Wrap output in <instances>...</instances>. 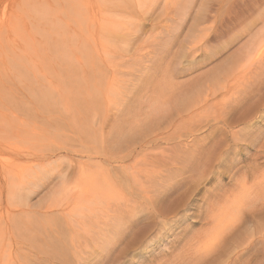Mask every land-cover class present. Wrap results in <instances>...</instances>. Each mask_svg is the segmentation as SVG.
<instances>
[{"label":"rangeland","instance_id":"374dc122","mask_svg":"<svg viewBox=\"0 0 264 264\" xmlns=\"http://www.w3.org/2000/svg\"><path fill=\"white\" fill-rule=\"evenodd\" d=\"M46 1L49 4L48 7H46V5L44 7L40 0H0V19H1L0 22L6 21V20L9 21L8 26L5 28L6 31L5 30L3 31L2 29H0V30H2L0 32V42H1L0 43V117L5 118V114H8V118H10L9 113L14 112L15 114H17L21 117L22 123L18 122L19 126L26 124L29 127L31 126L33 129L38 128L37 130L41 131V133L37 130L32 131L33 129L31 130V127L29 129L28 126L27 127L25 126V128H26L25 131L28 129L29 132L28 131H26V132H28V134L30 133L29 135H31V131H32L34 133V135L32 133V136H34V138L37 136V140L39 137L43 136V138H39L40 139L39 141L35 140L36 143L38 142L40 145H43V144L49 145L50 147L49 146L48 147L49 148L53 147V149L56 148L55 146L57 144H62V143L64 144L65 143L66 145L69 144L68 145L69 147H67V148L74 146V147H76L75 150H77V152H73V153L71 151L70 152L62 151V154L65 155L66 153H68L67 155H68V157H70V158L66 157V158H68L65 160V162L67 161L66 164H68L70 166L73 165L72 169H74V168L75 169H74V171H72L70 166L67 168L66 174L68 177H66L65 178L66 180H63V182L60 181L61 179H57L58 178L57 174H56V173H58L57 170L54 174L52 173V177L50 175L49 180L46 182L47 185L43 184L44 186L41 187L40 189H38V192H36V194L31 198V200H32L31 203L33 205L35 204L36 208L35 207H32L33 209L32 208H30V209L26 208V210H24L23 212H20V211L19 212L18 211H12L10 213L6 212V211L2 212L4 216H2V219L0 220V228L3 227L2 229H5L6 227H9L11 237L17 236L18 233L19 234L22 233L21 234L22 236L18 235L19 238L21 237L20 239L18 238V236H17V240H16V237H13L18 242V246L22 247L20 253H13V256L15 259L17 258L21 261L23 258L28 260V254H29L28 250H29V247H31L32 245L28 247L27 245L24 244L27 241H25L23 239H24V237L27 238L26 236H28L29 234L26 233L28 235L23 237V235H25V232L23 234V232H21V230H18V229H21V228L23 229V227H22L23 225L25 228L26 227L25 224L27 225L28 228H34L35 227L34 229H37L36 226H38L40 224L41 226L39 225V227L40 228L45 227L46 231L48 232L50 229L49 227L53 226L54 224H55V226H58L59 224H61V225L64 224V228H63V226H60V225L59 226L62 227L63 231L65 232V230H66V228H68V226L66 225V223L64 221H61L59 218L55 219V217L57 215L55 217L51 216V219H53L54 221L53 220L50 221L51 219L50 220L48 219L50 216L47 217V221L45 218L44 220L46 221V223H44L45 221L43 220V217L40 216V218H41L40 219L38 216V215H40V213H38L39 210H41V208H43V207H48L49 205H51V203L53 201H55V199L59 200L63 197L64 198L68 197V195L66 196L67 192H68V194H72V191L74 189L77 190V192H76L77 194L81 193V191H78L80 186L79 187L76 186L77 184H79L77 181H80L81 177L83 179L86 176H90L98 168L97 165L101 166L102 169H105V170L109 169L110 171L112 170V168L107 167L108 161L105 162L106 158L102 155V153H100L101 151H97L98 148L100 147L99 146L100 143L97 140L99 138H97V137H99L98 134L101 130L98 131L100 127L99 128L97 127L98 128L97 129L96 126H100L101 122H102V124H107L106 121H108L109 125H110V123L112 121V123L110 125V127H112V130H113V131L111 130V132H112L111 134L114 137V143H112V144L114 145V147H116L119 145V141H120V143H123V141L128 140L129 134L131 132L128 131V132H130V133H128L126 129L130 130L129 128H131V130H132V129H135V126L141 125L142 124L141 119H143L144 116L149 115L147 113L153 112L152 114H150L151 117L147 118V122L148 121H156V118L159 115H161L160 113H162L163 111L168 110V109L171 110L173 108L175 103H174V100L172 99V96H169V95H171L170 94L171 92L175 91V93L176 92L181 93V94L182 93H184V94L188 93L191 95L196 90V88H198L199 85H203L205 80L210 78L213 74L216 75V73H218L220 70L224 71V69L226 68L225 66L228 64L230 66L232 65L233 61H235L237 59L236 57H237V54L239 52V49H241L240 48L241 45H245L246 41L249 39V37H248L249 35L246 34V31H248V29L251 31V29H250V27L252 25L251 23L256 22V20L258 18L257 17L258 16L257 6L260 7L259 11L262 10V12H263V10H264V0H198V1L195 0L194 7L192 5V7H191L192 10L189 11V14L187 15V17L183 21L182 26H180L181 28L179 30H177L176 33L175 32L170 33V31H171L170 28H172V26H169L170 23L168 24L167 20L163 18L165 16V13L164 14L162 13L165 10L164 5L167 3L168 5L166 4V6H169L170 8H172L171 6H173L174 4H177L180 0H174V1L173 0H147L148 2L146 0H144L143 2L146 1L148 4V7L143 6V7H145L144 11H147L146 13L144 11L143 12L140 11L142 9H141V7L139 8L137 6V3H139L138 0L137 1L132 0L134 2L135 1L137 2V3L132 2L136 7V8L134 7V9H136V11L132 10L133 9L132 6H134V5H132V3L130 6L128 5L129 0H126L128 2L126 6H123L126 3L124 0H119V1L113 0V2H112V0H77L76 2L74 0H73L74 2L73 1L70 2L71 0L70 1H68V0L67 1L66 0H46ZM80 1H83V2H81L82 4L80 3ZM120 1L123 4V5L120 4L121 6H119ZM196 1L197 2L200 1V2L196 3ZM114 2H115V4H114ZM117 2H118V5H116ZM123 2H125V3H123ZM47 3H45V1H44V4H47ZM111 3H113L114 5H112ZM155 3H156V5H155ZM163 3H164V5H162ZM200 3L204 7L201 6ZM258 3H259V5H258ZM205 4H206V6H205ZM5 5H7V6H5ZM117 6H118V8H117ZM122 6L125 9L122 8ZM127 6L129 8L132 7L131 9H128L129 10L128 12L126 10L128 8ZM119 9L121 10L122 13L119 11ZM123 9L126 10V13H123L124 12V11H122ZM199 9L201 10V12H199ZM204 9L206 10L205 13H204V11H205ZM2 10H3V12H2ZM209 11H210V13H209ZM1 12H2V14H1ZM262 12H261V15L264 13V12L263 13ZM3 13H4V15H3ZM130 13L132 15L136 14L133 17L136 16L139 19V21H138V19L133 18ZM137 14L139 15V17L137 16ZM140 14H143V16ZM162 14L164 15L163 17H162ZM198 17H208L209 19L211 18L212 20L210 19L211 20L210 22L208 20H207L208 22L205 21L204 23H202V26L200 25L196 30L192 31L193 28L191 27L192 26L191 24ZM128 18H132L131 20L135 21L136 23H142V26H141L142 28H140L141 30L138 31V34H136V33L132 34V35H134L133 37H131L132 35H130L129 38H131V39L128 38L129 41L125 38L121 39V37L117 38L116 36L115 37L112 36V34L114 32L117 33L119 36V34L121 33V29L129 28L128 25L130 24V22H133V21H131ZM263 18H264V16H263ZM103 19H105L104 21H108V20L112 19V20H110L111 22L112 21H115L116 23L120 22L119 24L112 22V23H114L115 28H116V26H117V28L122 27L119 30L120 33H119L118 29H115V28H113V29H115L114 32H110L109 30H111L113 27L111 25V22L110 23L106 22V23H108V25H105V22L103 21ZM120 19H122V20H120ZM242 21H244V22H242ZM101 23H102V26H101ZM103 23H104V26H103ZM241 23H243L244 25L243 24L239 25ZM249 23H250V25H249ZM109 25H111L112 27H110ZM106 26H109L110 28L108 27L109 29H107ZM261 26H263V25H261ZM241 27L243 28L242 29L243 31H241ZM247 27H249V28H247ZM105 28H106V30H105ZM168 28L170 31L167 30ZM257 30L258 29H256V31ZM106 31L110 32V34L107 33ZM116 31H118V32H116ZM130 31H133V30H130ZM256 31H254V32H256ZM4 32L6 34H2ZM240 32H241V34H240ZM242 32H244L245 34ZM115 33L113 35H116ZM124 33H126V32H124ZM127 33H129V32H127ZM171 34H174V35H172V37H171ZM231 35H232V37H231ZM2 36H3V38H1ZM167 36H168V38H167ZM103 38H105V40L107 42ZM115 38H117L118 40L119 39H121V40H119V42H117V41H115L116 40ZM24 40H26V41H24ZM28 40L31 42H28ZM130 40H131V42H130ZM53 41H55L56 43ZM57 41H58V43H57ZM125 41H127V43ZM2 42H3V44H2ZM5 42H7L8 44L6 45ZM121 42H125L126 44L124 43V45H123V43L121 44ZM53 43H55V44H53ZM66 43L68 44L67 46L65 45ZM1 44L3 47H1ZM58 44H59V46H61V44H63L62 47H64V48L59 47ZM73 44L75 45V48H76V46L78 48L75 49L73 47L75 50L73 48L70 49V47ZM116 45H118V46H116ZM125 45H126V47H123ZM32 46H33V48H31ZM68 46H70L69 49L72 50V53H70V50H68V52H67L66 48H68ZM56 48L58 49V51L55 54ZM76 51H78V53H76ZM109 53H111V54H109ZM13 54L16 56L17 64L19 62L17 60L18 59L17 55H19V57H21V60H24V58H25V61H20L21 62L20 67H16L15 65L11 64V63H14L13 61H11V57ZM23 54H25L24 58H23ZM58 54H61V56L59 57ZM108 55L110 58L105 57ZM121 56H123L124 58ZM47 57H49V58H47ZM75 57H76V59L77 58L78 59L76 60ZM79 57H81V59ZM46 58H47V60L49 59L50 61L49 60L47 61ZM61 58H62V61H61ZM64 58L65 59L67 58V61L64 60ZM68 58H69V62H68ZM73 58H74V60H73ZM83 58H85V59H83ZM19 60H20V58H19ZM72 60L75 62V64H74V62L69 64L70 61H72ZM65 61L68 63V65H67V63L63 64V63H65ZM69 66H73L74 68L73 67L69 68ZM40 71L44 72V74L42 73V75H41ZM38 75H40L41 77L43 76V78L45 80L43 78H40ZM200 80H202V81H200ZM40 83H45L46 84L45 89H50L49 91L47 90L49 93L46 94V96L49 97L48 100L51 97H53L54 95H56L58 92L57 95H59V96H56V99H55V97L53 98L58 102L51 100L52 99L51 98L50 100L52 101V104H54L53 102H55V104L53 105V108H51V105H50L51 101H48V105H50V107L46 108L47 111H49V112H50V108H51L52 110H54L53 112H55V114L52 112V110H51L52 114H51V112L50 113L47 112L48 114L45 113L46 112L45 109H44L45 112L43 110L39 109L37 106V104H39V103L36 104L35 100H33L34 99L33 96H36V94L38 95V93H36L37 90H35L33 87H35L37 89L38 88L39 89L44 88L43 86H41L42 84L40 85ZM235 83L231 84L229 86L230 88L228 87V89H226V91H223V89H222L215 96L212 103L215 104L217 102L215 104L217 107V110L220 111L224 107V105H226L228 103L230 104L231 99H235L236 97L240 96V94H241L240 91L242 88H239V87H241V86H239V84H241V83H239V82H238L239 84H235ZM36 84H38V85H36ZM176 84H177V87H175ZM109 85L112 87L111 89L109 88ZM48 87H50V88H48ZM56 87H58V88H56ZM232 87H235V88L238 87V89L236 90L235 88H232ZM108 88L111 90V93H110V90ZM168 88H169V90H167ZM172 88H174V91L171 90ZM260 88H261V90H259L260 94L257 92V95L255 97L253 96V94H251L253 97H247V101L245 103H247L249 100L251 101L254 99L253 101L248 102L249 104L247 103L245 105V107L244 106L238 107L241 110H243L244 108L248 109L249 107H251L252 111L248 112V114L249 113H251V114L249 116L247 115V119H245V123H249V125H247L245 123L240 124V125L236 124L237 128L235 127V128L229 129V130L234 129L233 130L234 132L240 131V134L236 135L235 138L231 134L232 133L231 131H229V132L224 131L225 134L219 133L218 129L213 126L214 122H211L212 123L211 127H208V128L205 127L208 124V121H207L208 119H206L207 123H205L206 121L204 122V120H202V119H204L203 118L204 116L203 117L201 116L202 118L201 117L199 118L201 122L199 121L198 118H196L194 121H192V120H189L188 118L186 119V117L176 118L174 120V122L172 124L173 127H171V129L173 128V132L178 131V133L176 132L175 134H173V136H175V138H173L175 141L174 144L177 146L179 145L178 147H180L181 141H182L181 145H184L186 143L188 144L191 139H194V138L197 139L198 138V140L196 142L199 145L196 142L194 145L197 144L198 151H201L200 153L203 155L200 158V161L197 160L196 157H194L195 158L194 160L188 161V166L190 165V167H189L190 172L188 171L187 174L182 175L180 177L179 176L177 177L179 180L180 179L181 180L184 179V180L181 183H179V185H177L175 187L177 189L173 190L174 192L172 191L170 193V195H168L169 193L167 194L166 192H164V190L162 191V187H163L162 185L166 186V183L163 180H160L159 177H162V175L166 176V174H168L170 172H174V171H171L172 169L177 170L176 168L180 169L181 167H183V166H181V164H178L176 162H175L176 163L175 164V163H173V161L171 162V160H170L172 158L173 160L179 159L178 161H180L181 158L185 157L182 154L183 152H181L180 150H177V151L174 150L173 151L171 148H169V150H170L169 152H171V153L168 152L167 154L162 156L159 153L158 148L157 149L156 148L150 149V147H149V149H147L148 147H145L142 149H138L134 153L135 155L133 154V156H131V158H123L125 160H123L121 158L123 163H124L123 167H125V166L126 167L122 168V170L111 171V173H110L112 178L115 180V183L120 182V180H122V179H125V180L129 179V177H127L128 173H125V172H128L129 170L131 172H133L134 170L132 171V169L129 168L133 164H135V167H136L135 172L137 174H140L139 176H141L142 173L145 175V176L142 175L145 178L140 177V181L142 179L143 183L141 184L139 191H138V188H135V190L137 189V192L135 191L133 194H131V192H133V189L126 190L128 192V194L126 192L125 193L126 198L125 197L121 198V199H124V201H122L123 203L121 202V205H122L121 209L125 208L124 202L128 203V201H129V204H128L129 206L126 207V209H125L127 211H129V209H131L134 204H135L134 205L135 207L143 206L144 209L141 207L142 213L140 212L141 213L140 216L139 215L137 216L140 222L138 221L139 224L137 222L136 225H139L138 227L141 228L142 225H145L144 223H146L147 224L146 226L150 227L151 225L154 226L155 224H156L155 226H157L160 223L159 219H161L159 217L160 214L153 212L152 209H154L156 207H160L162 204H164V205H162V207L165 209V211L163 212V218L165 219V222H169V223L176 222V223H179L180 226L177 225V227L174 228V232H172L173 236L171 237V239H169V241H164L163 244L160 245V247L159 246L158 247L152 246L150 249H148L149 251H153V252H152V254H149L148 256H146L144 258L145 261H143L144 259L143 260H140L138 258L133 259L134 257L133 258L127 257V259H125L126 257H124V254H123V255H121L122 257L117 256V263L118 264H130V263L131 264H133V263L134 264H164V263L165 264H264V130H263L264 129V124H263L264 122L261 121V118L259 117V114L257 112L260 110V112L263 113V111H264V98L263 97L261 98V96H264V95H261V93L264 94V84L260 85ZM129 89H131V90H129ZM230 89H232V90H230ZM87 91H89V92H87ZM231 91H233V92H231ZM261 91H263V92H261ZM67 93H68V95H67ZM84 93H86L85 96H84ZM107 93L109 95L108 97L106 96ZM109 93L111 94L112 99H110ZM124 93H125V95H124ZM130 94H132V95H130ZM222 94H223V96H222ZM61 95H63L61 98H57V97H60ZM123 96H125V97L121 98ZM7 97L8 98L16 97L17 98L16 100L21 101V106L13 105L12 104L13 101H12V103H10L7 100ZM106 97L108 98V100ZM226 97H228L227 100H226ZM256 97H258V98H256ZM164 98L166 100H164L162 102L161 100H163ZM61 99H63V101ZM109 99H110V101L112 100L111 104H108L110 102ZM122 99H123V101H122ZM124 99H126L125 102H124ZM259 99L261 101H259ZM159 100L161 101V103L168 102V104L165 105L166 104L165 103L162 105ZM169 100H170V102H169ZM96 101H99L98 102L99 104H97ZM255 101H257V102H255ZM93 102H96V103H93ZM122 103H123V105H125L124 108L126 110H124V108H122L123 107ZM64 105H65V107H64ZM96 105H98V107ZM108 105H110V108L108 107ZM127 105H129L128 110H127ZM130 105H131V107H130ZM156 105H158V107H156ZM161 105H162V107H161ZM168 105H169V107H168ZM111 106H113V107L117 106L116 109L118 111L116 109H115L116 111H114V108ZM233 106H235V104ZM27 107H29L30 109H32L34 107L31 111H29V113L31 112L30 115H32V117L27 113V111L24 112L25 111L24 109H26ZM56 107H57V109H56ZM62 107H64V108L62 109ZM83 107H84V109H82ZM120 107H121V111H120ZM139 107L140 108L142 107V111L140 110V113H142L143 116L138 118V120L136 122H133L131 120L132 114L137 113L136 115L138 117L140 115L139 110H138ZM252 107H253V109L255 108V110H253ZM35 108L39 109V110L37 109V111L39 113L36 111ZM111 108L113 109V112H111L112 111ZM134 108H135V110L137 109V111L130 113L131 111H133ZM156 108H159L161 111L160 110L157 111ZM108 109H110L111 111H109ZM155 109H156V111H155ZM212 109L209 112L212 113L214 110V109L213 110ZM151 110H153V111H151ZM170 110H168V111H170ZM108 111H109V113H113V114H109ZM64 112H65V114H64ZM214 112H215V110H214ZM67 113H68V115H67ZM120 113L121 114L123 113V114L120 116ZM128 113H130V114H128ZM158 113H159V115H158ZM127 114H128V118L125 116ZM233 114L235 116L234 118H233ZM233 114L231 115V119H232L231 122H236L237 118L240 117V113H237V112L234 113L233 112ZM33 115H35V116H33ZM112 115H115L114 117L117 119L120 118V119H118V120H120L118 122V126H117V128H115V130H117V131H115L113 128V127H115L114 124L116 123L117 119H115ZM162 115H164V114L162 113ZM209 115H210V113H209ZM70 116H72L73 118ZM89 116H90V118H88ZM42 117L45 118V119L43 118L45 123L43 122V120H41ZM109 117L112 118L111 121H110ZM1 118H0V121H1ZM92 118H94L96 120L101 119L102 121L98 122L99 125L96 122L95 127H93V123H92L93 119ZM88 119H91L90 120L91 124H90V122L86 123V121ZM54 120L56 122H54ZM58 121L60 122L59 126L56 125V124H58L57 123ZM61 121L63 122V124ZM69 121L72 124H70ZM79 121H81V122H79ZM241 121L242 120H240V122ZM120 122L122 123V125H120L121 124ZM33 123H34V125H33ZM54 123H56V124H54ZM64 123H66V124H64ZM83 123H86V124H84V126H83ZM201 123L202 124L205 123V125L203 126V125H201ZM211 123H210V125H211ZM49 124H51L50 127H49ZM89 124L92 127H90ZM85 125H88V126H86V128L88 130L90 128L91 129L93 128L94 133H92L93 132L92 130H89V132H91V134L87 133L88 131H87V129H85ZM222 125L223 124H221L220 126H222ZM122 126H123V128H122ZM64 127L65 128L68 127L67 130ZM73 127H76V128H73ZM88 127H90V128H88ZM202 127H205V129ZM262 127H263V129H262ZM49 128H51V129H49ZM62 128H64V130ZM121 128L122 129L125 128V130H126V131L122 130L126 134L125 135L126 140H125V138L119 139V137L115 135V134L119 133L118 131L121 130ZM198 128L200 130L202 128V130L201 131L199 130V132H196V131L194 132V130H198ZM81 129H83V130H81ZM96 129H97V131H96ZM213 129H214V131H213ZM45 130H46V132H45ZM51 130H53V131H51ZM57 130H58V132H57ZM59 130H61L60 133H59ZM171 131L172 130H169L168 132H171ZM190 131H192V132H190ZM212 131H213V133L215 131H217L214 133V135L216 134L215 139L212 138V137H214V135H212L213 134ZM241 131H242V136H241ZM35 133H38V134L36 135ZM48 133H50V134L48 135ZM54 133H56V134H54ZM82 133H84L85 135ZM5 134L6 135L8 134L7 128L4 126H0V142L1 143H9V144L15 143V144H20V145L22 144L23 146H25L26 145L25 141L28 142V140L29 141L31 140V142L32 141L34 142L33 137L32 136L30 137L27 133H26L27 135H25V133H21L20 137L19 136L17 137V136L12 135L10 133L9 136L2 138V136H4ZM22 134H24V136ZM59 134H60V138L58 137L59 138L58 139L57 136ZM169 134H172V132ZM192 134H194V135H192ZM247 134H249L251 137H249V135H247ZM38 135H40V136L38 137ZM52 135H53V138L55 137L54 139L50 138V137H52ZM61 135H63V136H61ZM90 135L92 136V138L90 137ZM44 136H45V138H44ZM82 136H83V138H82ZM85 136L87 137V139H85L86 138ZM93 136L96 137L97 139H94ZM186 136H189V138ZM253 136H255V137H253ZM26 137L27 138L30 137L31 139H26ZM63 137H65V138H63ZM70 137L72 139H70ZM236 137L238 138V140L240 138H242V139H244V141H242V139L237 141ZM79 138H81L83 140H81ZM208 138L211 141H209ZM69 139L71 141L72 140L73 141L68 142V141H70ZM205 139L208 141H205ZM44 140H46L47 143H45ZM93 140H95L94 141L95 144L92 143ZM248 140H249V142L250 141L251 142L250 143L247 142ZM22 141H24V142H22ZM40 141H41V143H40ZM48 141L51 143H49ZM219 141H220V144H219ZM245 141H246V144L244 143ZM42 142H43V144H42ZM211 142H213L214 145H212L213 143L211 144ZM223 142H224V144H223ZM115 143L117 145H115ZM32 144H34V143H31V145ZM174 144L171 147H175ZM210 144H211V146H210ZM203 146H204V148H203ZM151 150H153V151H151ZM161 150L162 149H160V151ZM124 151H126L128 153V149H123L119 152L121 154H119L118 156H124L126 154V152H124ZM154 151H155V153H153ZM192 151H194V148L192 150H189L188 155H187L188 157H189V155L193 154ZM208 151H210L212 154L209 153ZM90 152H93V153H90ZM213 152L215 153V155ZM224 152L227 153L226 154L227 156L224 154ZM161 153H162V151H161ZM153 155L154 156H156V155L160 156L159 158H161V161L160 162L158 161L160 159L157 156L155 159H154V157L152 158L151 156H153ZM209 155H211V157H209ZM88 156H89V158H88ZM147 156L149 158H147ZM193 156H196V153H194ZM206 156L209 157V160H207V162L209 161L212 164H209V162L208 163L206 162V159H208V158L202 159V158H205ZM175 157H177V158H175ZM232 157H233V159H232ZM134 158L136 159L135 160L136 162H140V160L141 159L143 160V158H144L147 162H149V163L152 162L151 164H153V165L148 163V166L151 165L149 167L151 169H149L147 167V164H146L147 162L143 161V164H142V160H141V162H140L141 164H138L136 166V162H134ZM211 158L212 159L214 158L215 160L214 159L212 160ZM221 158H224V160L223 159L221 160ZM235 158H236V161L234 162ZM128 159H130V160L128 161ZM201 159L205 163L202 162ZM68 160H71V161L75 160V161L71 163V161L69 162ZM76 161L82 162L83 164L84 163L85 164L83 165V164H80ZM125 162L126 163L128 162V163L126 164ZM198 162H200L201 164ZM218 162L219 163L222 162L223 166H222V163L219 164ZM227 162H228V164H227ZM251 163H252V165H250ZM144 164H146V165H144ZM157 164H158V168L162 167L164 171H167V172L169 171V172L166 173V172H163V170L157 171L158 168L153 167L155 165L157 166ZM169 164H171L170 165L171 168H169V166H168ZM205 164L207 165V167L205 166ZM139 165L141 168L138 167ZM210 165H212V166H210ZM218 165L222 168L218 167ZM188 166H187V168H188ZM196 166H198V167H196ZM208 166H210V168ZM59 167H57V168H59ZM65 167H67V165L64 166L63 168H65ZM137 167H138V169H137ZM145 167H147V168H145ZM200 167H202V168L206 167L207 170L203 169L206 172L202 173L203 170ZM256 167H257V169H256ZM63 168H61V169H63ZM78 168H80V169H78ZM83 168H85L86 170ZM126 168H128V169H126ZM168 168H169V170H168ZM185 168H186V166H185ZM193 168L195 171L193 170ZM208 168H209V170H208ZM124 169L128 170V171H125ZM146 169H148V170H146ZM155 169H156V171H155ZM79 170H82L83 171L82 173H85V174L82 175L81 171H79ZM137 170H139V173ZM140 170L141 171L145 170L148 172L140 173L141 172ZM149 170H150V172H149ZM152 170H154L155 173L152 172ZM76 171H78V173ZM89 171H90V173H88ZM160 171L163 172V173L162 172L160 173L161 175L158 173ZM185 171H187V169ZM191 172H193V174ZM68 173H70V174H68ZM79 173H81V174H79ZM87 173H88V175H86ZM241 173H242V175H241ZM156 174H158V175H156ZM200 174H204V175H200ZM229 174H230V176H229ZM244 174H246V175H244ZM152 175L153 176L155 175V177L151 178ZM231 175H233V177ZM115 176L117 177V179ZM123 176H124V178H123ZM202 176L204 177V179H202ZM78 177H80V179ZM175 177H176V174H175ZM230 177H232V179ZM198 178H200V179H198ZM216 178H218V179L220 178L222 181L218 182V180H216ZM148 181H150V182H148ZM160 181L161 182L163 181L162 185L160 184ZM64 182H65V185L62 184ZM147 182L150 184V185L148 184V186L152 185V188L150 187L151 189H149V187L147 186V184H146ZM142 185H143V187H142ZM159 185L161 188L159 187ZM242 187H245V188H242ZM55 188L56 189L60 188V189L57 191ZM118 188L121 189V187H118ZM141 189L144 191V193L146 192L145 194L148 193V195H145L144 193H140ZM156 189L157 190L159 189V191L161 190L162 192L160 193ZM247 189H249V190H247ZM60 190H61V192H60ZM122 190H125V187L124 188L122 187ZM64 192H65V194H63ZM74 192H73V194H74ZM154 192L156 193V196H155V194H152ZM135 194H137V195H135ZM157 194L159 196H157ZM164 194L167 196H165ZM240 195H241V197H240ZM149 196H151L153 198V200H152V198L149 199ZM160 196H162V197H160ZM169 196H171V197H169ZM154 197L155 198L159 197V200L161 202L165 201V203L159 204L158 202H160V201L155 199ZM139 198H141V199H139ZM232 198H233L234 204H239V203L242 204L239 208L237 207L240 210L239 213L242 212L240 214V217H239V215L237 216V217H239V219L235 218L236 215L239 213H236V211H237L236 205H233V204L231 205V203H233V202H231ZM165 199L168 200V202ZM235 199L237 201H235ZM154 200H156V201L153 202V204L151 205L150 202L154 201ZM213 200H216V201H213ZM137 202H140V203H137ZM237 202H239V203H237ZM229 203H230V205H229ZM171 204H172V208L168 211V209L171 207ZM243 204H244V210H243ZM223 206H225L226 210L228 208H229V210H234V209H231L232 206H234L236 211L234 210V211H232V213H236V214L230 213V215L234 216L233 221H231V219L233 217H230L229 214L227 213L229 211L222 209V208H224ZM148 209H149V211H148ZM217 209H219L218 210L219 213L221 212L223 214V216L227 213V218H228V216L230 217V219L228 218V220L226 217L223 218V219H226V221L223 219H222V221L219 220L221 223L218 222V225L221 224L223 226H227L228 223L230 224V222H231L232 225H234L233 227H235V228H231L230 226H227V227H229L228 228L229 230L231 229L229 231V230L225 229V227H224V229L221 228V225L216 226L215 225L216 223L213 224V219L216 216V214H218ZM207 210L210 213L213 212L211 214L209 213L211 216L215 213L213 215L214 216L213 219L209 215H207L208 218L206 217ZM225 211H226V213H225ZM149 212H150V214H148ZM151 212H153L152 215H151ZM145 213H146V215H145ZM221 213L219 215H217L216 217L221 218V217H219L222 215ZM11 214H12V216H11ZM153 214H154V216H153ZM35 215H36V217H35ZM57 217H59V216H57ZM139 217H142V219ZM157 217H159V219ZM30 218L32 219V221L35 218L34 222H33V224L35 223L34 224L35 226L30 223V222H32L30 220ZM36 218H37V220H36ZM207 219L209 220V222L207 221ZM35 220L36 221L40 220V221H38L39 223L37 222L38 225H36ZM224 221L227 223H224ZM58 222H59V224L57 225ZM150 222H152L153 224ZM17 223H18V225L20 223L19 226L21 228H18V226H17V228H15ZM127 223H128V221H127ZM148 223H150V225H148ZM13 224H14V228H13ZM28 224H30V225H28ZM44 224H45V226H44ZM210 224H211V226H210ZM235 224H236V226H235ZM140 225H141V227H140ZM146 226H143V227H146ZM11 227L13 228V230L11 229ZM60 227H58V228H60ZM143 227H142V229H143ZM214 227L217 228L219 231H216L217 229H214ZM219 227L221 228V230H223V232H220ZM62 228H60L61 231H62ZM139 228H137V226H136L135 229L138 230ZM211 228L213 231L211 230ZM152 229H154V228L152 227ZM152 229H148V230H152ZM11 230H12V232H11ZM16 230H18V231H16ZM13 231L17 232L16 235L13 233ZM163 232H161V234H163ZM210 232H211V234H210ZM217 232L219 235L222 234V236L220 235L221 240H219L220 238H218V236H219L218 235V236H215V238L216 237L218 238V241H216V243L214 241V239H215L214 237H213L214 239L211 238L209 241V238L212 237V235L217 233ZM205 233H207V234L205 235ZM224 233H226V234L224 235ZM41 234L37 233V235L40 239L45 234V232H42ZM130 235H132V234H130ZM29 236H31V235H29ZM129 236H127V238ZM22 237H23V239H22ZM28 238L30 239V237H28ZM29 239H26V240H28L27 243L30 242ZM174 239H176V240H174ZM211 240L214 241L215 244H217L216 246L218 248L214 246L215 245L214 243H213L214 245L212 244ZM208 241L211 244H209ZM38 243H40V241H38ZM218 243H220V244H218ZM32 244L35 245L36 243H32ZM90 245H92V244H90ZM90 245H89V247H90ZM210 245L211 246L213 245L212 247L213 248L215 247V248L214 249L211 248ZM85 247H86V245H84V248ZM210 248H211V250H210ZM204 250L209 251V252H206ZM206 253H207V255H206ZM129 259L131 260V262L129 261ZM113 260H115V262H116V258H114ZM113 260L111 262H114ZM118 260H120L121 263H120V261L118 262ZM106 264H114V263L108 262Z\"/></svg>","mask_w":264,"mask_h":264},{"label":"bare ground","instance_id":"6f19581e","mask_svg":"<svg viewBox=\"0 0 264 264\" xmlns=\"http://www.w3.org/2000/svg\"><path fill=\"white\" fill-rule=\"evenodd\" d=\"M41 1V3L43 4V6L45 7V5H46V7H48V3H47V1L46 0H44L45 1V3H47V4H44V1L43 0H40ZM67 1V0H66ZM68 1H70V0H68ZM73 0H71L70 2H72ZM75 2L77 1V0H74ZM73 1V2H74ZM115 1V0H114ZM117 1H119V0H117ZM125 2H123V3H125L124 5L122 4V2L120 1L119 2V6H121V5H123V6H126L127 5V3L129 2V6L131 5V3L133 2V3H135L134 1H132V0H129L128 2L126 1V0H124ZM144 0H138V2L139 3H137V6L140 8L141 7V9L142 10H140L141 12H143L144 11V8L145 7H148V4H147V2L145 1V2H143ZM174 1V0H173ZM198 1V0H197ZM196 1V3H199V2H197ZM81 2H83V1H80V3ZM112 2H113V0H112ZM132 3V5H134ZM145 3V4H144ZM153 3V2H152ZM194 3H195V0H180L177 4H174L173 6H171L172 8H170L169 6H166V4L164 5V3L162 4V5H164V11L162 12L163 14L165 13V16L162 14V17L164 18V19H166L167 20V22H168V24L170 23V25L169 26H172V28H170L171 29V31L169 30V28L167 29V30H169L170 31V33H176V31L177 30H179L181 27L180 26H182V23H183V21L185 20V18L187 17V15L189 14V11L190 10H192L191 9V7H192V5H193V7H194ZM202 3V2H201ZM200 3V5L201 6H203L202 4ZM82 4V3H81ZM112 5H114L115 4V2H114V4L113 3H111ZM121 4V5H120ZM116 5H118V2H117V4ZM155 5H156V3H155ZM168 5V4H167ZM199 5V6H200ZM257 5V4H256ZM258 5H259V3H258ZM5 6H7V5H5ZM122 6V8H124ZM143 6H145V7H143ZM166 6V7H165ZM200 6V7H201ZM205 6H206V4H205ZM128 7V6H127ZM133 7V9L132 10H135L136 11V9H134V7H135V5L134 6H132ZM131 7V8H132ZM150 7V6H149ZM204 7V6H203ZM263 7V6H262ZM4 8V7H3ZM2 8V9H3ZM117 8H118V6H117ZM131 8H127L126 10H127V12L129 11L128 9H131ZM136 8V7H135ZM151 8V7H150ZM208 8V7H207ZM125 9V8H124ZM122 10V11H124L123 13H126V10ZM259 9H260V7L259 6H257V10H258V12H257V14H258V18H257V20H256V22H252L251 24V27H250V29H251V31L248 29V31H246V34L247 35H249L248 37H249V39L246 41V43H245V45H241V49H239V52H238V54H237V59L235 60V61H233V63H232V65L230 66L229 64L228 65H226L225 67V69H224V71L222 70H220L218 73H216V75L215 74H213L210 78H208L207 80H205V82L203 83V85H199L198 86V88H196V90L190 95V94H188V93H186V94H184V93H175V91H174V88H172L171 90L172 91H174V92H171L170 94L171 95H169V96H172V99L174 100V103L176 104H174V106H173V108L170 110V109H168V110H170V111H168V110H165V111H163L162 113L164 114V115H162V113H160L161 115H159V113H158V117L156 118V121H148L147 122V118H149V117H151L150 116V114H152L151 112L150 113H147V114H149V115H146V116H144V118L143 119H141V121H142V124L141 125H139V126H135V129H132L131 130V128H129L130 130H128V129H126L127 130V132L128 131H130V132H128V133H130L129 134V137H128V140H126V137H125V133H124V131H122V130H125V128L124 129H122L123 128V126H122V128H121V130H119L117 133L119 134H115L116 136H118L119 137V139L121 138H125V140L126 141H123V143H120V141H119V145L118 146H116V147H114V145L112 144V143H114V137H113V135L111 134L112 132H111V130H112V127H110V125H111V123H112V118H110V121H111V123H110V125H109V122L108 121H106V123L107 124H102V122H101V124H100V126H96V128L98 127H100L99 128V130L98 131H100L99 132V134H98V136L99 137H97V138H99V139H97L96 137H94L93 136V138L94 139H97L98 141H99V143H100V147L98 148V150L97 151H101L100 153H102V155L106 158V160H105V162L106 161H108V166L107 167H110V168H112V170L111 171H116V170H122V168H125V167H123V161H122V159L123 158H131V156H133V154L138 150V149H142V148H145V147H148L147 149H149V147H150V149H154V148H158V151H159V153L163 156V155H165V154H167L170 150H169V148H171L173 151L175 150V151H177V150H180L181 152H183L182 154L185 156L184 158H181L180 159V161H178V160H173L172 158L170 159L171 160V162L173 161V163H178V164H181V166H183V167H181L180 169L179 168H176L177 170H174V169H172L171 171H174V172H170V173H168L167 171H164L163 170V168L161 167H159L158 168V164H157V166L155 165V166H153V167H157L158 168V170L157 171H159V170H163V172H166V173H168V174H166V176H163L162 175V177H159L160 178V180H163L165 183H166V186H164V185H162V182L160 181V184L163 186L162 187V191L164 190V192H166L168 195H170V193L173 191V190H175V189H177V188H175L177 185H179V183H181L183 180H179L177 177L179 176H182V175H185V174H187L188 173V171L190 172V169H189V167H190V165L188 166V161H191V160H194L195 158L194 157H196L197 158V160H199L200 161V158L202 157V155L203 154H201L200 152L201 151H198V146H197V140H198V138L197 139H191L190 141H189V143L187 144H184V145H181V142H180V147H178L177 145H175L174 143H175V141H174V139L173 138H175V136H173V134H175L176 132L178 133V131H175V132H173V128L171 129V127H173V122H174V120L176 119V118H184V117H186V119L188 118L189 120H192V121H194L196 118H200L201 116L204 118V119H202V120H204V122L206 121V119H208L207 121H208V124L205 126V127H211L212 126V123L211 122H214L213 123V126L214 127H216L217 129H218V132L219 133H223V134H225V132L224 131H226V132H229V131H231L232 133V135H233V137L235 138V136L236 135H238V134H240V131H237V132H234L233 130L234 129H232V130H229V129H231V128H237V126H236V124L237 125H240V124H243V123H245V119H247V115L249 116L251 113H249L248 114V112L249 111H252L251 110V107H249L248 109H243V110H241L240 108H238V107H245V105L248 103V102H251V101H253V100H249L247 103H245L246 101H247V97H255L256 95H257V92L260 94V91L259 90H261V88H260V85H262V84H264V18H263V16H264V10H263V12H262V10L261 11H259ZM6 10V9H5ZM148 10V9H147ZM205 10V9H204ZM209 10V9H208ZM207 10V11H208ZM119 11L121 12V10L119 9ZM2 12H3V10H2ZM2 12H1V14H2ZM145 13L147 12V11H144ZM199 12H201V10L199 9ZM203 12V11H202ZM206 12V10L204 11V13ZM212 12V11H211ZM261 12L263 13L262 15H261ZM122 13V12H121ZM132 13V12H131ZM130 13V14H131ZM209 13H210V11H209ZM6 14V13H5ZM117 14V13H116ZM133 14V13H132ZM131 14V16L133 17L134 15H136V14H134V15H132ZM139 14V13H138ZM137 14V16L139 17V15ZM214 14V13H213ZM216 14V13H215ZM256 14V15H257ZM3 15H4V13H3ZM118 15V14H117ZM140 15H142L143 16V14H140ZM191 16V15H190ZM133 18H136V19H138L136 16L135 17H133ZM162 18V19H163ZM215 18V17H214ZM255 18V19H256ZM4 19V18H3ZM128 19H132V18H128ZM127 19V20H128ZM141 19V18H140ZM211 19V18H210ZM208 17H198V18H196L195 20H194V22L191 24L192 26V31H194V30H196L200 25L202 26V23H204L205 21L206 22H210L211 20H210ZM105 19H103V21H104ZM108 20V19H107ZM110 20H112V19H110ZM110 20H108V21H104L105 22V25H108V23H110L111 21ZM120 20H122V19H120ZM208 20V21H207ZM0 21H1V19H0ZM131 21H133V20H131ZM138 21H139V19H138ZM246 21V20H245ZM106 22H108V23H106ZM112 22H115V21H112ZM111 22V25L113 26H111V25H109L110 27H112V29L111 30H109L110 32H114L115 31V29H118V31L120 30V28H122V27H120V28H117V26H116V28H115V25H114V23H112ZM165 22V21H164ZM242 22H244V21H242ZM116 23V22H115ZM120 22H118V23H116V24H119ZM128 23V22H127ZM213 23V22H212ZM8 24H9V21H2V22H0V29H2L3 31L5 30V28L8 26ZM11 24V23H10ZM129 24V23H128ZM127 24V25H128ZM164 24V23H163ZM243 23H241V24H239V25H242ZM125 25V24H124ZM244 25V24H243ZM249 25H250V23H249ZM261 25H263V26H261ZM11 26V25H10ZM9 26V27H10ZM101 26H102V23H101ZM103 26H104V23H103ZM109 26H106V28L107 29H109L110 27ZM129 26V28H123V29H121V33H120V31H119V36H118V34L117 33H115L116 35H113L112 34V36H116L117 38H119V37H121V39L122 38H125V39H127L128 40V38L130 37V35H132V34H138V31H140L141 29L140 28H142L141 26H142V23H136L135 21H133V22H130V24L128 25ZM131 26V27H130ZM213 26V25H212ZM246 26V25H245ZM109 27V28H108ZM163 27V26H162ZM11 28V27H10ZM106 28H105V30H106ZM113 28H115V29H113ZM205 28V27H204ZM246 28V27H245ZM244 28V29H245ZM247 28H249V27H247ZM8 29V28H7ZM133 30V31H130V30ZM191 29V28H190ZM243 28L241 27V31H243L242 30ZM256 29H258L257 31H256ZM2 30H0V32L2 31ZM113 30V31H112ZM125 30V31H124ZM165 30V29H164ZM204 30V29H203ZM246 30V29H245ZM6 31V30H5ZM118 31H116V32H118ZM240 31V30H239ZM254 31H256V32H254ZM107 33H109L110 34V32H108V31H106ZM124 32H126V33H124ZM127 32H129V33H127ZM248 32V33H247ZM192 33V32H191ZM239 33V32H238ZM242 33H244V32H242ZM2 34H6L5 32L4 33H2ZM240 34H241V32H240ZM245 34V33H244ZM172 35H174V34H171V37H172ZM134 35H132L131 37H133ZM169 36V35H168ZM168 36H167V38H168ZM111 37V36H110ZM170 37V36H169ZM174 37V36H173ZM231 37H232V35H231ZM1 38H3V36L1 37ZM117 38H115L116 40L115 41H117V42H119V40H121V39H117ZM104 40H105V38H103ZM129 39H131V38H129ZM53 40V39H52ZM102 40V39H101ZM112 40V39H111ZM5 41V40H4ZM24 41H26V40H24ZM106 41V40H105ZM113 41V40H112ZM124 41V40H123ZM129 41V40H128ZM229 41V40H228ZM9 42V41H8ZM28 42H31V41H29L28 40ZM53 42H55V41H53ZM107 42V41H106ZM126 43H127V41H125ZM125 42H121V44L123 43V45H124V43ZM130 42H131V40H130ZM1 43V42H0ZM6 43V45L8 44L7 42H5ZM10 43V42H9ZM26 43V42H25ZM56 43V42H55ZM55 43H53V44H55ZM57 43H58V41H57ZM112 43V42H111ZM116 43V42H115ZM125 43V44H126ZM129 43V42H128ZM225 43V42H224ZM2 44H3V42H2ZM2 44H1V47H3L2 46ZM13 44V43H12ZM31 44V43H30ZM29 45V44H28ZM33 45V44H32ZM62 45L63 44H61V46H59V44H58V46L59 47H62ZM66 46L68 45L67 43L65 44ZM111 45V44H110ZM120 45V44H119ZM116 46H118V45H116ZM30 47V46H29ZM69 47L70 46H68V48H66V50H67V52H68V50H70L71 48H75V45L73 44L71 47H70V49H69ZM123 47H126V45L125 46H123ZM122 47V48H123ZM128 47V46H127ZM31 48H33V46L31 47ZM62 48H64V47H62ZM73 48V49H74ZM76 48H78L77 46H76ZM75 48V49H76ZM129 48V47H128ZM74 49V50H75ZM125 49V48H124ZM65 50V51H66ZM107 50V49H106ZM121 50V49H120ZM126 50V49H125ZM58 51V49L56 48V50H55V54H56V52ZM61 51V50H60ZM26 53V52H25ZM70 53H72V50H70ZM76 53H78V51H76ZM109 54H111V53H109ZM24 55L25 54H23V58H24ZM59 55V57L61 56V54H58ZM77 55V54H76ZM15 55L13 54L12 55V57H11V61H13L14 63H11L12 65H15L16 67H20V65H21V62L20 61H25V58H24V60H21V57H19V55H17L18 56V64H17V62H16V56L14 57ZM21 56V55H20ZM73 56V55H72ZM182 56V55H181ZM74 57V56H73ZM105 57H109V55L108 56H105ZM121 57H123V56H121ZM19 58H20V60H19ZM47 58H49V57H47ZM47 58H46V60H47ZM71 58V57H70ZM80 59H81V57H79ZM110 58V57H109ZM124 58V57H123ZM72 59V58H71ZM70 59V60H71ZM75 59H76V57H75ZM78 59V58H77ZM76 59V60H77ZM83 59H85V58H83ZM49 60V59H48ZM47 60V61H48ZM64 60H66L67 61V58L65 59L64 58ZM63 60V61H64ZM73 60H74V58H73ZM70 61V63L69 64H71L72 62H74V61ZM124 60V59H123ZM50 61V60H49ZM61 61H62V58H61ZM65 61V63H63V64H66L67 62ZM107 61V60H106ZM68 62H69V58H68ZM80 63V62H79ZM74 64H75V62H74ZM73 64V65H74ZM78 64V63H77ZM111 64V63H110ZM67 65H68V63H67ZM79 65V64H78ZM112 65V64H111ZM70 67H73V66H69V68ZM114 67V66H113ZM74 68V67H73ZM56 72V71H55ZM72 72V71H71ZM40 73H41V75H42V73L44 74V72H41L40 71ZM39 73V74H40ZM55 74V73H54ZM40 78H43V76L41 77L40 75H38ZM44 79V78H43ZM45 80V79H44ZM37 81V80H36ZM113 81V80H112ZM200 81H202V80H200ZM204 81V80H203ZM114 82V81H113ZM236 82V83H235ZM241 83V84H239V83ZM168 83V82H167ZM175 83V82H174ZM233 83H235V84H239V86H241V87H239V88H242L241 89V91H240V96H238V97H236L235 99H231V101H230V104L228 103V104H226V105H224V107L219 111V110H217V107H216V103L214 104V103H212L213 102V99L215 98V96L223 89V91H226V89H228V87L231 85V84H233ZM42 84V85H41ZM84 84V83H83ZM165 84V83H164ZM36 85H38V84H36ZM40 85L41 86H43L44 88H42V89H37V88H35V87H33L35 90H37L36 91V93H38V95L36 94V96H33L34 97V99L33 100H35V102H36V104L37 103H39V104H37V106H38V108L39 109H41V110H43L44 111V109H45V113H50L51 112V108H53V105L55 104V102H53L54 104H52V101L51 100H54V101H56L55 99H56V96H59V95H57L58 94V92H57V94L56 95H54L53 97H51L49 100H48V98L49 97H47L46 96V94H48L49 92V90L50 89H45L46 88V84L45 83H40ZM111 85V84H110ZM109 85V88L111 89L112 87ZM113 85V84H112ZM169 86V85H168ZM165 87V86H164ZM175 87H177V84H176V86ZM238 87L237 88H235V87H232V88H235L236 90L238 89ZM48 88H50V87H48ZM56 88H58V87H56ZM92 88V87H91ZM90 88V89H91ZM108 88V89H109ZM133 88V87H132ZM230 88V87H229ZM55 89V88H54ZM107 89V90H108ZM109 89V90H110ZM135 89V88H134ZM178 89V88H177ZM180 89V88H179ZM234 89V90H235ZM263 89V88H262ZM48 90V91H47ZM52 90V89H51ZM85 90V89H84ZM87 90V89H86ZM93 90V89H92ZM108 90V91H109ZM129 90H131V89H129ZM167 90H169V88L167 89ZM230 90H232V89H230ZM107 91V92H108ZM177 91V90H176ZM239 91V90H238ZM87 92H89V91H87ZM231 92H233V91H231ZM261 92H263V91H261ZM94 93V92H93ZM100 93V92H99ZM98 93V94H99ZM110 93H111V90H110ZM109 93V94H110ZM162 93V92H161ZM237 93V92H236ZM256 93V94H255ZM74 94V93H73ZM85 94L86 93H84V96H85ZM92 94V93H91ZM95 94V93H94ZM101 94V93H100ZM129 94V93H128ZM184 94V95H183ZM234 94V93H233ZM251 94H253V96L251 95ZM51 95V94H50ZM65 95V94H64ZM67 95H68V93H67ZM77 95V94H76ZM82 95V94H81ZM124 95H125V93H124ZM130 95H132V94H130ZM261 95H264V94H262L261 93ZM63 95H61L60 97H57V98H61ZM107 97L109 96L108 95V93H107V95H106ZM168 96V97H169ZM222 96H223V94H222ZM236 96V95H235ZM55 97V99H53ZM98 97V96H97ZM106 97V98H107ZM125 96H123V97H121V98H124ZM260 97V96H259ZM264 98V96H261V98ZM84 98V97H83ZM256 98H258V97H256ZM255 98V99H256ZM17 98L16 97H14V98H8L7 97V100L10 102V103H12V101H13V105H15V106H21V101H19V100H16ZM81 99V98H80ZM79 99V100H80ZM110 99H112L111 98V94H110ZM110 99H109V101H110ZM131 99V98H130ZM169 99V98H168ZM228 99V97H226V100ZM251 99V98H250ZM62 101H63V99H61ZM72 100V99H71ZM98 100V99H97ZM107 100H108V98H107ZM125 100L126 99H124V102H125ZM161 100V99H160ZM159 100V101H160ZM164 100H166L165 98L163 99V100H161L162 102L164 101ZM172 100V101H173ZM230 100V99H229ZM48 101H51L50 102V105H51V108H50V112L49 111H47V109L46 108H49L50 107V105H48ZM91 101V100H90ZM100 101V100H99ZM99 101H96L97 102V104H99L98 102ZM108 101V102H109ZM112 101V100H111ZM111 101L108 103V104H111ZM122 101H123V99H122ZM161 101H160V103H161ZM176 101V102H175ZM258 101V100H257ZM257 101H255V102H257ZM259 101H261L260 99H259ZM258 101V102H259ZM56 102H58V101H56ZM78 102V101H77ZM96 102H93V103H96ZM101 102V101H100ZM130 102V101H129ZM169 102H170V100H169ZM227 102V101H226ZM83 103V102H82ZM159 103V102H158ZM166 103V104H165ZM165 103H161L162 105L163 104H165V105H167L168 104V102H165ZM219 103V102H218ZM127 104V103H126ZM235 104V106H233ZM249 104V103H248ZM121 105V104H120ZM122 105H123V103H122ZM162 105H161V107H162ZM172 105V104H171ZM219 105V104H218ZM237 105V106H236ZM97 107H98V105H96ZM254 106V105H253ZM64 107H65V105H64ZM64 107H62V109L64 108ZM108 107L110 108V105H108ZM107 107V108H108ZM111 107H113V106H111ZM117 107V106H116ZM116 107H113L114 108V111H116L117 109H116ZM125 107V105H123V107L122 108H124ZM128 107H129V105H127V110H128ZM130 107H131V105H130ZM133 107V106H132ZM156 107H158V105H156ZM160 107V108H161ZM168 107H169V105H168ZM34 108V107H33ZM32 108V109H33ZM38 108H35L36 109V111H37V109ZM61 108V107H60ZM81 108V107H80ZM96 108V107H95ZM137 108V107H136ZM215 110V112H214V110ZM238 108V109H237ZM32 109H30L29 107H27L26 109H24L25 111L24 112H26L27 111V113L30 115L31 114V112L29 113V111H31ZM38 109V110H39ZM55 109V108H54ZM56 109H57V107H56ZM55 109V110H56ZM82 109H84V107L82 108ZM87 109V108H86ZM116 109V110H115ZM119 109V108H118ZM132 109V108H131ZM157 109V111L158 110H160L159 108H156ZM156 109H155V111H156ZM211 109L213 110V112L211 113V112H209V111H211ZM252 109H253V107H252ZM65 110V109H64ZM90 110V109H89ZM109 111H111V112H113V109L111 108V110L110 109H108ZM124 110H126L125 108H124ZM123 110V111H124ZM139 113H140V110L142 111V107L140 108L139 107ZM217 110V111H216ZM253 110H255V108L253 109ZM54 110H52V112H53ZM109 111H108V113H109ZM118 111V110H117ZM120 111H121V107H120ZM135 111H137V109L135 110V108L133 109V111H129L130 113H132V112H135ZM151 111H153V110H151ZM161 111V110H160ZM225 111V112H224ZM23 112V111H22ZM38 112V111H37ZM52 112H51V114H52ZM61 112V111H60ZM63 112V111H62ZM205 112V113H204ZM210 113V115H209V113ZM233 112L235 113V112H237V113H240V117H238L237 118V120H236V122H231V115L233 114ZM258 112V114H259V117L261 118V121H263L264 122V111H263V113L262 112H260V110L259 111H257ZM39 113V112H38ZM47 113V114H48ZM54 114H55V112H53ZM116 113V112H115ZM130 113H128V114H130ZM145 113V114H146ZM171 113V114H170ZM63 114V113H62ZM64 114H65V112H64ZM88 114V113H87ZM109 114H113V113H109ZM108 114V115H109ZM118 114V113H117ZM116 114V115H117ZM123 114V113H122ZM121 113H120V116L122 115ZM128 114L127 115H125L127 118H128ZM137 114V113H136ZM136 114H132V117H131V120L133 121V122H136L137 120H138V118H140V117H142L143 116V114L142 113H140V115L137 117V115ZM156 114V113H155ZM167 114V115H166ZM170 114V115H169ZM28 115V116H29ZM43 115V114H42ZM67 115H68V113H67ZM169 115V116H168ZM9 116H10V118H8V114H5V118H1V121H0V126H4V127H6L7 128V131H8V134L6 135H4V136H2V138H5V137H7V136H9L10 135V133L12 134V135H15V136H19L20 137V134L21 133H25V135H27L28 134V129L26 130V131H28V132H26L25 131V126L27 127L28 125H22V126H19V123L21 122V117L19 116V115H17V114H15L14 112H10L9 113ZM31 117H32V115H30ZM33 116H35V115H33ZM37 116V115H36ZM73 116V115H72ZM72 116H70V117H72ZM88 116V115H87ZM111 116V115H110ZM113 117L115 116V115H112ZM131 116V115H130ZM38 117V116H37ZM74 117V116H73ZM72 117V118H73ZM117 117V116H116ZM201 117V118H202ZM235 116H234V114H233V118H234ZM30 118V117H29ZM44 117H42V119L41 120H43V122H44V119H43ZM67 118V117H66ZM69 118V117H68ZM88 118H90V116L88 117ZM115 118V117H114ZM130 118V117H129ZM212 118V119H211ZM37 119V118H36ZM70 119V118H69ZM68 119V120H69ZM93 120V127H95V125H96V122L98 123V122H100V121H102L101 119H94V118H92ZM115 119H117V118H115ZM118 119H120V118H118ZM117 119V121H116V123L114 124L115 125V127H113L114 128V130H115V128H117V126H118V122L120 121V120H118ZM211 119V120H210ZM40 120V119H39ZM50 120V119H49ZM91 119H88L87 121H86V123L88 122H90V124H91V121H90ZM128 120V119H127ZM240 120H242L241 122H240ZM36 121V120H35ZM76 121V120H75ZM126 121V120H125ZM199 121H200V119H199ZM207 121L205 122V123H207ZM19 122V123H18ZM29 122V121H28ZM47 122V121H46ZM54 122H56L55 120H54ZM62 122V121H61ZM70 122V121H69ZM73 122V121H72ZM79 122H81V121H79ZM83 122V121H82ZM85 122V121H84ZM132 122V123H133ZM147 122V123H146ZM201 122V121H200ZM18 123V124H17ZM22 123V122H21ZM24 123V122H23ZM26 123V122H25ZM45 123V122H44ZM43 123V124H44ZM58 124H56V123H54V124H56V125H60L59 123V121L57 122ZM86 123H83V126H84V124H86ZM114 123V122H113ZM121 123V122H120ZM131 123V124H132ZM205 123L204 124H202L201 123V125H205ZM210 123H211V125H210ZM37 124V123H36ZM62 124H63V122H62ZM64 124H66V123H64ZM70 124H72L71 122H70ZM79 124V123H78ZM90 124H89V126H90ZM135 124V123H134ZM221 124H223L222 126H220ZM245 124H247V125H249V123H245ZM264 124V123H263ZM33 125H34V123H33ZM50 125L51 124H49V127H50ZM98 125H99V123H98ZM120 125H122V123L120 124ZM200 125V126H201ZM73 126V125H72ZM86 126H88V125H85V129H87L86 128ZM125 126V125H124ZM29 127V126H28ZM31 127V126H30ZM30 127H29V129H30ZM90 127H92V126H90ZM90 127H88V128H90ZM120 127V126H119ZM205 127H202V128H204L205 129ZM254 127V126H253ZM24 128V129H23ZM65 128V127H64ZM64 128H62L63 130H64ZM68 128V127H67ZM67 128H65L66 130H67ZM73 128H76V127H73ZM97 128V129H98ZM111 128V129H110ZM134 128V127H133ZM202 128H201V130H202ZM33 128L31 127V130H32ZM38 129V128H37ZM37 129H33L32 131H36ZM49 129H51V128H49ZM97 129H96V131H97ZM119 129V128H118ZM259 129V128H258ZM262 129H263V127H262ZM30 130V131H31ZM70 130V129H69ZM81 130H83V129H81ZM89 130H92L93 131V128L91 129H89ZM89 130L87 129V133H90L91 134V132H89ZM125 130V131H126ZM169 130H172L171 132H172V134H169V133H171V132H168ZM176 130V129H175ZM199 128H198V130H194V132L196 131V132H199ZM200 130V131H201ZM264 130V129H263ZM31 131V135H29L30 137L32 136V132ZM37 131H39L40 133H41V131L40 130H37ZM51 131H53V130H51ZM55 131V130H54ZM60 131L61 130H59V133H60ZM113 131V130H112ZM115 131H117V130H115ZM114 131V132H115ZM213 131H214V129H213ZM213 131H212V133H213ZM256 131V130H255ZM45 132H46V130H45ZM57 132H58V130H57ZM80 132V131H79ZM113 132V133H114ZM126 132V133H127ZM190 132H192V131H190ZM215 132H217V131H215ZM214 132V133H215ZM244 132V131H243ZM249 132V131H248ZM252 132V131H251ZM259 132V131H258ZM27 133V134H26ZM39 133V134H40ZM51 133V132H50ZM50 133H48V135L50 134ZM81 133V132H80ZM86 133V132H85ZM86 133V134H87ZM92 133H94V131L92 132ZM214 133L212 134V135H214ZM36 135L38 134V133H35ZM54 134H56V133H54ZM58 134V133H57ZM63 134V133H62ZM66 134V133H65ZM82 134H84V133H82ZM81 134V135H82ZM190 134V133H189ZM23 136H24V134H22ZM33 135H34V133H33ZM42 135V134H41ZM64 135V134H63ZM63 135H61V136H63ZM85 135V134H84ZM128 135V134H127ZM177 135V134H176ZM192 135H194V134H192ZM216 135V134H215ZM215 135H214V137H212V138H216L215 137ZM220 135V134H219ZM231 135V136H232ZM247 135H249V134H247ZM40 135H38V137H39ZM190 136V135H189ZM189 136H186V137H188L189 138ZM218 136V135H217ZM224 136V135H223ZM230 136V135H229ZM241 136H242V131H241ZM27 138L26 137V139H31V138ZM33 137V140H34V142L32 141L31 142V140L29 141L28 140V142L27 141H25L26 142V145L25 146H23L22 144L20 145V144H9V143H1L0 142V220L2 219V216H4L3 215V211H6V212H12V211H20V212H23L24 210H26V208H28V209H30V208H32V207H35V204L33 205L32 203H31V198L36 194V192H38V189H40L41 187H43L44 185L43 184H46V182L49 180V178H50V175H51V177H52V173L54 174L55 172H56V170L58 171V173H56L57 174V179H61L60 181L61 182H63V180H66L65 178L66 177H68L67 176V174H66V170H67V168L70 166V165H68V164H66L67 163V161L65 162V160L66 159H68V158H70V157H68V153H66L65 155L64 154H62V151H67V152H77V150H75L76 149V147H70V148H67V147H69L68 145L69 144H57L55 147L56 148H54L53 149V147L52 148H49L50 146L49 145H46V144H43V142H42V144L43 145H40L38 142L36 143L35 142V140L36 141H39L40 139L39 138H43V136L42 137H39L38 138V140H37V136L34 138V136H32ZM60 138V134L57 136V138ZM81 137V136H80ZM86 137V136H85ZM90 137L92 138V136L90 135ZM195 137V136H194ZM198 137V136H197ZM232 137V138H233ZM240 137V136H239ZM249 137H251L250 135H249ZM253 137H255V136H253ZM22 138V137H21ZM24 138V137H23ZM44 138H45V136H44ZM51 139L53 138V135H52V137H50ZM55 138V137H54ZM53 138V139H54ZM58 138V139H59ZM62 138V137H61ZM63 138H65V137H63ZM82 138H83V136H82ZM237 138V137H236ZM47 139V138H46ZM70 139H72L71 137H70ZM69 139V140H70ZM79 139H81V138H79ZM85 139H87V137L85 138ZM177 139V138H176ZM230 139V138H229ZM242 138H240L239 140H241ZM246 139V138H245ZM254 139V138H253ZM252 139V140H253ZM258 139V138H257ZM64 140V139H63ZM66 140V139H65ZM81 140H83V139H81ZM96 140V141H97ZM208 140H209V138H208ZM208 140H206L205 139V141H208ZM220 140V139H219ZM235 140V139H234ZM233 140V141H234ZM237 141H239L238 140V138L236 139ZM24 141H22V142H24ZM42 141V140H41ZM41 141H40V143H41ZM45 141V143H47L46 142V140H44ZM51 141V140H50ZM54 141V140H53ZM73 141V140H72ZM71 140L70 141H68V142H72ZM75 141V140H74ZM79 141V140H78ZM86 141V140H85ZM84 141V142H85ZM94 141L95 140H93V142L92 143H94ZM209 141H211V140H209ZM218 141V140H217ZM242 141H244V139H242ZM255 141V140H254ZM49 142V141H48ZM52 142V141H51ZM51 142H49V143H51ZM59 142V141H58ZM65 142V141H64ZM77 142V141H76ZM87 142V141H86ZM122 142V141H121ZM125 142V143H124ZM160 142V143H159ZM178 142V143H179ZM195 142L197 143L196 145H194L195 144ZM201 142V141H200ZM204 142V141H203ZM226 142V141H225ZM247 142H249V140L247 141ZM251 142V141H250ZM249 142V143H250ZM30 143V144H29ZM31 143H34V144H32L31 145ZM61 143V142H60ZM213 142H211V144H212ZM234 143V142H233ZM243 143V142H242ZM245 144H246V141L244 142ZM95 144V143H94ZM93 144V145H94ZM173 144H174V146L175 147H171V146H173ZM183 144V143H182ZM208 144V143H207ZM211 144H210V146H211ZM219 144H220V141H219ZM223 144H224V142H223ZM52 145V144H51ZM91 145V144H90ZM113 145V146H112ZM115 145H117L116 143H115ZM199 145V144H198ZM212 145H214V143L212 144ZM216 145V144H215ZM248 145V144H247ZM23 146V147H22ZM49 146V147H48ZM164 146V147H163ZM209 146V145H208ZM48 147V148H47ZM202 147V146H201ZM91 148V147H90ZM194 148V151H192L193 152V154L192 155H189V157L187 156L188 155V152H189V150H192ZM203 148H204V146H203ZM208 148V147H207ZM100 149V150H99ZM123 149H128V153L126 152V151H124V152H126V154L124 155V156H118L119 154H121V153H119L121 150H123ZM160 149H162L161 151H162V153H161V151H160ZM217 149V148H216ZM226 149V148H225ZM244 149V148H243ZM213 150V149H212ZM245 150V149H244ZM248 150V149H247ZM144 151V150H143ZM142 151V152H143ZM151 151H153V150H151ZM172 151V152H173ZM219 151V150H218ZM149 152V151H148ZM205 152V151H204ZM209 153H211L210 151H208ZM207 152V153H208ZM215 152V151H214ZM213 152V153H214ZM226 152V151H225ZM224 152V154L226 155L227 153H225ZM228 152V151H227ZM85 153V152H84ZM87 153V152H86ZM90 153H93V152H90ZM99 153V152H98ZM146 153V152H145ZM152 153V152H151ZM153 153H155V151L153 152ZM169 153H171V152H169ZM191 153V152H190ZM189 153V154H190ZM194 153H196V156H193L194 155ZM206 153V154H207ZM233 153V152H232ZM143 154V153H142ZM212 154V153H211ZM219 154V153H218ZM223 154V153H222ZM135 155V154H134ZM214 155H215V153H214ZM213 155V156H214ZM239 155V154H238ZM237 155V156H238ZM90 156V155H89ZM89 156H88V158H89ZM157 156V155H156ZM156 156H151L152 158L154 157V159L156 158ZM161 156V157H162ZM205 156V155H204ZM217 156V155H216ZM224 156V155H223ZM227 156V155H226ZM66 157H68V158H66ZM137 157V156H136ZM135 157V158H136ZM140 157V156H139ZM138 157V158H139ZM146 157V156H145ZM144 157V158H145ZM158 158L160 157V156H157ZM209 157H211V155H209ZM209 157H205V158H202V159H206V158H208V159H206V162H207V160H209ZM235 157V156H234ZM122 158V159H121ZM134 158V162H136L135 159ZM143 158V160H142V164H143V161H146L145 159ZM147 158H149L148 156H147ZM163 158V157H162ZM175 158H177V157H175ZM186 158V159H185ZM215 158V157H214ZM213 158V159H214ZM225 158V157H224ZM224 158H221V160L223 159L224 160ZM227 158V157H226ZM160 160H158L159 162L161 161V158H159ZM164 159V158H163ZM201 159V160H202ZM212 159V158H211ZM212 159V160H213ZM216 159V158H215ZM214 159V160H215ZM232 159H233V157H232ZM123 160H125V159H123ZM130 159H128V161H129ZM139 160V159H138ZM137 160V161H138ZM141 160H140V162H141ZM166 160V159H165ZM169 160V161H170ZM220 160V161H221ZM69 162L71 161V160H68ZM75 160H73V161H71V163L72 162H74ZM178 161V162H177ZM227 161V160H226ZM236 161V158H235V160H234V162ZM76 162H78V161H76ZM140 162H136V166L138 165V164H141ZM147 162V161H146ZM155 162V161H154ZM153 162V163H154ZM202 162H204L203 160H202ZM209 162V161H208ZM207 162V163H208ZM212 162V161H211ZM224 162V161H223ZM78 163H80V164H83L82 162H78ZM126 163V162H125ZM128 163V162H127ZM126 163V164H127ZM130 163V162H129ZM132 163V162H131ZM145 163V162H144ZM148 163L149 162H147L146 164H147V167L149 168L151 165H153V164H151V163H149V164H151L150 166H148ZM175 163V164H176ZM198 163H200V162H198ZM205 163V162H204ZM203 163V164H204ZM219 163V162H218ZM222 163V162H221ZM221 163H219V164H221ZM237 163V162H236ZM85 164V163H84ZM83 164V165H84ZM133 164V163H132ZM146 164H144V165H146ZM192 164V163H191ZM201 164V163H200ZM209 164H212V163H210L209 162ZM227 164H228V162H227ZM235 164V163H234ZM67 165V167H65V168H63L64 166H66ZM129 165V164H128ZM127 165V166H128ZM170 165L171 164H169L168 166H169V168H171L170 167ZM186 166V168H185V166ZM250 165H252V163L250 164ZM61 168H63V169H61ZM80 166V165H79ZM96 166V165H95ZM98 166V168L90 175V176H86V177H84L83 179H82V177H81V179H80V177H78L79 179H80V181H77L79 184H77L76 186L77 187H79L80 186V188H79V190L78 191H81V193H79V194H77L76 192H77V190H73L72 191V194H68V192H67V194H66V196L68 195V197H66V198H61V199H59V200H56L55 198V201H53L52 203H51V205H49L48 207H43V208H41V210H39V212L38 213H40V215H38L39 216V218H40V216H42L43 217V220L46 218V221H47V217H49L48 219L50 220L51 219V216L52 217H55L56 215L57 216H59V217H55V219L56 218H59L61 221H64L65 223H66V225L68 226V228H66V230H65V232L63 231V228H64V224L63 225H61V224H59V222L57 223V225L59 224L60 226H63V228L62 227H60L59 225L58 226H55V224L53 225V226H51V227H49L50 229H49V231L47 232L46 231V229H45V227H39V225L37 224V222L38 221H40V220H38V221H36L37 220V218H36V220H35V222H36V225H38V226H36V228L37 229H34V228H28L27 227V225L25 224V228H24V225L22 226L23 227V229L19 226L20 225V223H19V225H18V223L16 224V226H15V228H17V226H18V228H21V229H18V230H21V232H23V234H24V232H25V235H23V237L24 236H26V235H31V236H26L27 238H25L24 237V239H23V237H22V239L23 240H25V241H27L28 242V240H26V239H29L28 237H30V242L29 243H24L25 245H27L28 247L29 246H31V247H29V250H28V260L27 259H25V258H23L22 259V261L21 260H19V259H15L14 258V256H13V253H20V251H21V249H22V247H19L18 246V242L16 241L17 240V236L18 235H20V236H22L21 234H19L18 233V235L17 236H13V237H16V240L13 238V237H11V235H10V229H9V227H6L5 229H2V228H0V264H106V263H108V262H110V263H116V264H118L117 263V256H121V255H123L124 254V257H126L125 259H127V257H131V258H133V259H136V258H138V259H140V260H143L146 256H148L149 254H152V252L153 251H149L148 249H150L152 246H159L160 247V245H162L163 244V242L164 241H169V239H171V237L173 236L172 235V232H174V228L175 227H177V225H179V223H176V222H172V223H169V222H165V219L163 218V214H160V218L161 219H159V217H157L159 220H160V223L157 225V226H152L154 229H152V227L150 228L149 226H146L147 224L146 223H144L145 225H142V227L143 226H146V227H143V229H142V227H141V225H140V227L141 228H139L138 226L139 225H136L137 224V222L139 221V219H138V215L140 216V214L142 213V210H141V207L143 208V206H141V207H138L137 205V207H135L134 205H133V207L131 208V209H129V211H127V210H125L126 209V207H128L129 205V201H128V203H125L124 202V206H125V208L123 209H121V207H122V205H121V202L122 201H124V199H121L122 197H125L126 198V196H125V193L127 192L126 190H128V189H133V192H131V194H133L135 191L137 192V189L135 190V188H138V191H139V189H140V187H141V184L143 183V181H142V179H141V181H140V177H144L145 175L142 173V172H148V171H145V170H143V171H141L140 173H142V175H144V176H139L140 174H137L136 172H135V164H133L132 166H130L129 168L130 169H132V171L133 172H131L130 170V172L128 171V170H125V171H128V172H125V173H128V176L127 177H129V179H127V180H125V179H122V180H120V182H116L115 183V180L112 178V176H111V171L109 170V169H102V167L101 166H99V165H97ZM166 166V165H165ZM187 166H188V168H187ZM205 166L207 167V165L205 164ZM210 166H212V165H210ZM210 166H208L209 168H210ZM222 166H223V163H222ZM254 166V165H253ZM57 167H59V168H57ZM71 167V169H72V167H73V165H71L70 166ZM138 167H140V165L138 166ZM138 167H137V169H138ZM147 167H145V168H147ZM196 167H198V166H196ZM206 167H204V168H202V167H200V168H202V170L204 169V170H207V168ZM218 167H220L219 165H218ZM225 167V166H224ZM141 168V167H140ZM143 168V167H142ZM156 168V169H157ZM169 168H168V170H169ZM173 168V167H172ZM206 168V169H205ZM209 168H208V170H209ZM220 168H222V167H220ZM60 169V170H59ZM70 169V170H71ZM75 169V168H74ZM74 169H72V171H74ZM77 169V168H76ZM78 169H80V168H78ZM83 169H85V168H83ZM82 169V170H83ZM126 169H128V168H126ZM144 169V168H143ZM149 169H151V168H149ZM154 169V168H153ZM156 169H155V171H156ZM187 169V171H185ZM256 169H257V167H256ZM82 170H79V171H81V173L83 172ZM86 170V169H85ZM89 170V169H88ZM146 170H148V169H146ZM167 170V169H166ZM184 170V171H183ZM193 170H194V168H193ZM203 170V172L202 173H204V172H206V171H204ZM71 171V172H72ZM138 171V173H139V170H137ZM195 171V170H194ZM232 171V170H231ZM246 171V170H245ZM77 173H78V171H76ZM85 172V171H84ZM149 172H150V170H149ZM152 172H154V170H152ZM162 171H160V172H158L159 174L161 173ZM162 172V173H163ZM176 172V173H175ZM239 172V171H238ZM81 173H79V174H81ZM88 173H90V171L88 172ZM88 173L86 174V175H88ZM113 173V172H112ZM118 173V172H117ZM155 173V172H154ZM192 174H193V172H191ZM199 173V172H198ZM233 173V172H232ZM243 173V172H242ZM242 173H241V175H242ZM245 173V172H244ZM55 174V175H56ZM68 174H70V173H68ZM73 174V173H72ZM85 173H82V175H84ZM119 174V173H118ZM123 174V173H122ZM146 174V173H145ZM153 174V173H152ZM175 174H176V177H175ZM231 174V173H230ZM230 174H229V176H230ZM234 174V173H233ZM237 174V173H236ZM235 174V175H236ZM76 175V174H75ZM78 175V174H77ZM121 175V174H120ZM125 175V174H124ZM150 175V174H149ZM156 175H158V174H156ZM161 175V174H160ZM191 175V174H190ZM200 175H204V174H200ZM244 175H246V174H244ZM232 177H233V175H231ZM248 176V175H247ZM116 177V176H115ZM114 177V178H115ZM153 177H155V175L153 176L152 175V177L151 178H153ZM232 177H230L231 179H232ZM123 178H124V176H123ZM145 178V177H144ZM158 178V179H159ZM222 178V177H221ZM78 179V180H79ZM116 179H117V177H116ZM198 179H200V178H198ZM202 179H204V177L202 176ZM220 179V178H219ZM218 178H216V180H218V182H221L222 180L220 179L219 180ZM77 180V179H76ZM147 180V179H146ZM54 182V181H53ZM69 182V181H68ZM146 182V181H145ZM144 182V183H145ZM148 182H150V181H148ZM146 183L147 184V186H148V184L149 183ZM164 183V184H165ZM55 184V183H54ZM62 184H64L65 185V182L64 183H62ZM159 184V183H158ZM202 184V183H201ZM254 184V183H253ZM47 185V184H46ZM150 185V184H149ZM146 186V185H145ZM253 186V185H252ZM68 187V186H67ZM70 187V186H69ZM118 187H121V189H119ZM122 187L124 188L125 187V190H122ZM142 187H143V185H142ZM149 187V189H151L152 188V185L151 186H148ZM151 187V188H150ZM159 187H160V185H159ZM246 187V186H245ZM245 187H242V188H245ZM61 188V187H60ZM59 188V189H60ZM118 188V189H117ZM161 188V187H160ZM222 188V187H221ZM220 188V189H221ZM56 189V188H55ZM59 189H56L57 191L59 190ZM73 189V188H72ZM148 189V190H149ZM62 190V189H61ZM61 190H60V192H61ZM157 190V189H156ZM247 190H249V189H247ZM66 191V190H65ZM75 191V192H74ZM147 191V190H146ZM151 191V190H150ZM153 191V190H152ZM158 192H162L161 190L159 191V189L157 190ZM240 191V190H239ZM242 191V190H241ZM51 192V191H50ZM54 192V191H53ZM73 192H74V194H73ZM174 192V191H173ZM55 193V192H54ZM53 193V194H54ZM130 193V192H129ZM140 193H144V191L141 189L140 190ZM146 193V192H145ZM144 193V194H145ZM52 194V195H53ZM63 194H65V192L63 193ZM127 194H128V192H127ZM152 194H155V196H156V193L154 192V193H152ZM245 194V193H244ZM130 195V194H129ZM135 195H137V194H135ZM145 195H148V193L147 194H145ZM150 195V194H149ZM165 195V194H164ZM54 196V195H53ZM59 196V195H58ZM152 196V195H151ZM151 196H149V199L150 198H152ZM157 196H159L158 194H157ZM163 196V195H162ZM162 196H160V197H162ZM165 196H167V195H165ZM248 196V195H247ZM52 197V196H51ZM55 197V196H54ZM128 197V196H127ZM169 197H171V196H169ZM168 197V198H169ZM240 197H241V195H240ZM143 198V197H142ZM148 198V197H147ZM155 198V197H154ZM165 198V197H164ZM249 198V197H248ZM52 199V198H51ZM121 199V200H120ZM139 199H141V198H139ZM144 199V198H143ZM155 199H157V200H159V197L158 198H155ZM131 200V199H130ZM152 200H153V198H152ZM166 200V199H165ZM218 200V199H217ZM257 200V199H256ZM138 201V200H137ZM156 200H154V201H151L150 203H151V205L153 204V202H155ZM160 201V200H159ZM167 202H168V200H166ZM213 201H216V200H213ZM235 201H237L236 199H235ZM227 202V201H226ZM231 202H233V203H231V205L233 204V205H236V208L238 207H240L242 204H240L239 202H237V203H239V204H234V201H233V198H232V201ZM246 202V201H245ZM39 203V202H38ZM123 203V202H122ZM131 203V202H130ZM135 203V202H134ZM137 203H140V202H137ZM148 203V202H147ZM159 204L160 203H165V201H163V202H158ZM157 203V204H158ZM133 204V203H132ZM209 204V203H208ZM207 204V205H208ZM141 205V204H140ZM143 205V204H142ZM155 205V204H154ZM162 205H164V204H162ZM162 205L160 206V207H162ZM204 205V204H203ZM229 205H230V203H229ZM39 206V205H38ZM202 206V205H201ZM224 208H222L223 210H226L225 209V206H223ZM227 207V206H226ZM36 208V207H35ZM172 208V204H171V207L168 209V211L170 210ZM237 208V211H236V209L234 208V206H232V208L231 209H234L235 211H236V213H239V209ZM33 209V208H32ZM144 209V208H143ZM242 209V208H241ZM219 209H217V211H218ZM222 210V211H223ZM229 212H227L228 214H229V216L230 217H233L232 219H231V221H233L234 220V216H232V215H230V213L231 214H236V213H232V211H234V210H229V208L227 209ZM226 210V211H227ZM243 210H244V204H243ZM242 210V211H243ZM145 211V210H144ZM148 211H149V209H148ZM216 211V212H217ZM226 211H225V213H226ZM141 212V213H140ZM201 212V211H200ZM215 212V211H214ZM152 213L153 212H151V215H152ZM210 212H208V210H207V214H206V217H207V215H209V216H211L210 214L211 213H213V212H211L210 214H209ZM221 213V212H220ZM219 213V211H218V214H216V216L217 215H219L220 214ZM224 213V212H223ZM227 213L223 216V214L221 215V216H219V217H221V218H218V217H214L213 215L215 214H213L212 216H211V218L213 219V217H214V219H213V224H215L216 226H219V225H221V224H219L218 225V222L219 223H221L219 220H221L222 221V219L223 218H227ZM242 213V212H241ZM241 213H239V214H237L236 215V217L235 218H238L239 219V217H240V214ZM148 214H150V212L148 213ZM9 215V214H8ZM144 215V214H143ZM145 215H146V213H145ZM144 215V216H145ZM204 215V214H203ZM239 215V217H237ZM11 216H12V214H11ZM153 216H154V214H153ZM228 216V218L230 219V217ZM35 217H36V215H35ZM146 217V216H145ZM205 217V216H204ZM139 218H141L142 219V217H139ZM148 218V217H147ZM150 218V217H149ZM156 218V217H155ZM208 218V217H207ZM210 218V219H211ZM228 218H227V220H228ZM35 219V218H34ZM34 219H33V221H32V219L30 218V220L32 221V222H30L31 224H33V222H34ZM41 219V218H40ZM29 220V221H30ZM53 219H51L50 221H52ZM146 220V219H145ZM223 220H225L226 221V219H223ZM242 220V219H241ZM45 221V220H44ZM43 221V222H44ZM46 221L44 222V223H46ZM54 221V220H53ZM127 221H128V223H127ZM142 221V220H141ZM180 221V220H179ZM207 221L209 222V220L207 219ZM224 221V223H227V222H225ZM230 221V220H229ZM228 221V222H229ZM140 222V221H139ZM139 222H138V224H139ZM143 222V221H142ZM39 223V222H38ZM48 223V222H47ZM150 223H152V222H150ZM150 223H148V225H150ZM238 223V222H237ZM35 224V223H34ZM33 224V225H34ZM153 224V223H152ZM28 225H30V224H28ZM32 225V226H33ZM47 225V224H46ZM208 225V224H207ZM232 223L230 222V224L228 223V225L227 226H230L231 228H235V227H233L234 225H232ZM6 226V225H5ZM8 226V225H7ZM35 226V225H34ZM41 226V225H40ZM44 226H45V224H44ZM136 226H137V228H139L138 230H136L135 228H136ZM180 226V225H179ZM210 226H211V224H210ZM213 226V225H212ZM223 225H221V228H223L224 229V227H225V229H227V230H229L228 228L229 227H227V226H223ZM235 226H236V224H235ZM47 227V226H46ZM58 227H60V228H62V231H61V229L60 228H58ZM13 228H14V224H13ZM13 228L11 227V229L13 230ZM220 228V227H219ZM221 228H220V232H223V230H221ZM60 229V230H59ZM137 231H135V230ZM148 229H152V230H148ZM214 229H217V228H215L214 227ZM12 230H11V232H12ZM15 230V229H14ZM18 230H16V231H18ZM24 230V231H23ZM211 230H212V228H211ZM231 230V229H230ZM229 230V231H230ZM14 232L13 231V233L16 235V233L17 232ZM164 231V232H163ZM213 231V230H212ZM216 231H219L218 229L216 230ZM226 231V230H225ZM224 231V232H225ZM42 232H45V234L42 236V238L40 239L39 237H38V235H37V233H39V234H41ZM133 232V233H132ZM161 232H163V234H161ZM207 232V231H206ZM228 232V231H227ZM226 232V233H227ZM12 233V234H13ZM26 233H28V234H26ZM132 234V235H130V234ZM226 233H224V235L226 234ZM13 234V235H14ZM128 234V235H127ZM207 233H205V235H206ZM209 234V233H208ZM210 234H211V232H210ZM42 235V234H41ZM130 235V236H129ZM214 235V236H213ZM212 235V237H210L209 238V241H210V239L212 238V239H214L215 238V236H218L219 234H218V232L217 233H215V234H213ZM221 236H222V234H220ZM220 235L218 236V238H220ZM10 236V237H9ZM127 236H129L128 238H127ZM38 237V238H37ZM214 237V238H213ZM18 238H19V236H18ZM21 238V237H20ZM19 238V239H20ZM218 238L216 237L215 239H214V241H215V243H216V241H218ZM224 238V237H223ZM22 240V241H23ZM174 240H176V239H174ZM219 240H221V238L219 239ZM38 241H40V243H38ZM209 241H208V243H209ZM214 241H212L211 240V242H212V244L214 243ZM223 242V241H222ZM32 243H36L35 245L34 244H32ZM207 243V244H208ZM214 243V244H215ZM90 244H92V245H90V247H89V245ZM171 244V243H170ZM209 244H211V243H209ZM208 244V245H209ZM213 244V245H214ZM218 244H220V243H218ZM84 245H86V249L84 248ZM212 245V246H213ZM217 244H215L214 246L215 247H217L216 246ZM178 246V245H177ZM211 245H210V247L211 248H213ZM174 247V246H173ZM214 247V248H215ZM155 248V247H154ZM153 248V249H154ZM211 248H210V250H211ZM213 248V249H214ZM218 248V247H217ZM202 251V250H201ZM204 251H206V250H204ZM214 251V250H213ZM206 252H209V251H206ZM203 254V253H202ZM211 254V253H210ZM206 255H207V253H206ZM200 256V255H199ZM122 257V256H121ZM198 257V256H197ZM114 258H116V262H115V260H113ZM120 259V258H119ZM132 259V260H133ZM114 261V262H111V261ZM121 260V259H120ZM120 260H118V262L120 261ZM198 260V259H197ZM122 261V260H121ZM121 261H120V263H121ZM129 261L131 262V260L129 259ZM137 261V260H136ZM139 261V260H138ZM143 261H145V259L143 260ZM127 263V262H126ZM138 263V262H137ZM131 264V263H130ZM134 264V263H133ZM165 264V263H164Z\"/></svg>","mask_w":264,"mask_h":264},{"label":"snow or ice","instance_id":"6c2138e0","mask_svg":"<svg viewBox=\"0 0 264 264\" xmlns=\"http://www.w3.org/2000/svg\"><path fill=\"white\" fill-rule=\"evenodd\" d=\"M152 211L156 212V213H159V214H163L165 209L163 207H156V208L152 209Z\"/></svg>","mask_w":264,"mask_h":264}]
</instances>
